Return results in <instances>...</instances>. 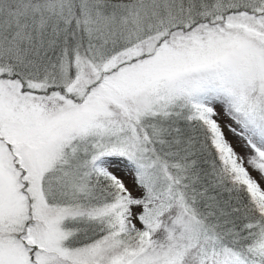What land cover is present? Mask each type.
I'll list each match as a JSON object with an SVG mask.
<instances>
[{
    "label": "snow or ice",
    "instance_id": "snow-or-ice-1",
    "mask_svg": "<svg viewBox=\"0 0 264 264\" xmlns=\"http://www.w3.org/2000/svg\"><path fill=\"white\" fill-rule=\"evenodd\" d=\"M0 264H264V0H0Z\"/></svg>",
    "mask_w": 264,
    "mask_h": 264
}]
</instances>
